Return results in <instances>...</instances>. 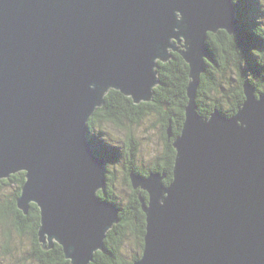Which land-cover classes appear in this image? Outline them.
<instances>
[{
  "label": "water",
  "instance_id": "obj_1",
  "mask_svg": "<svg viewBox=\"0 0 264 264\" xmlns=\"http://www.w3.org/2000/svg\"><path fill=\"white\" fill-rule=\"evenodd\" d=\"M239 24L233 0H0V180L24 172L16 205L38 206L43 249L59 244L69 264L104 250L119 208L98 195L109 161L88 121L110 89L151 100L171 48L188 103L180 133L166 131L172 180L128 175L148 193L132 264H264V93L244 83L234 115L196 112L208 33Z\"/></svg>",
  "mask_w": 264,
  "mask_h": 264
},
{
  "label": "trees",
  "instance_id": "obj_2",
  "mask_svg": "<svg viewBox=\"0 0 264 264\" xmlns=\"http://www.w3.org/2000/svg\"><path fill=\"white\" fill-rule=\"evenodd\" d=\"M233 2L240 22L237 33L235 35H227L224 30L218 33H208L207 50L209 55L208 58H205V70L200 75L195 96L198 109L201 113L208 114V112L212 111L215 107H218L227 117L234 115L245 98L242 88L243 83H251L254 85L256 94L264 93V91L256 87V85L259 86L260 84H264V51L259 50L260 45L264 44V28L260 29V27L256 26V21L259 24V20L255 14L259 6V1L233 0ZM252 13L256 16L254 19ZM249 17H252L251 21ZM247 31L249 34H252L254 38L252 42L248 39L249 34ZM174 55L175 57H172V60L169 59L168 62H158V77L162 85L163 82L165 83V85L161 86L159 89L156 87L153 88L154 97H158L157 99L159 100L157 102L153 99V101L159 104H155L154 102V106H151V102L150 104H147V102L134 104L130 97L112 89L105 96V105L101 108H97L89 118L88 122L90 129L93 130L97 128L99 132L103 134L104 128L100 124L102 120L112 123L113 126L122 125L121 121L124 118L123 115L126 116L125 118L129 119L128 121L131 124L137 123L138 125L140 124L139 118L147 114L144 108L149 107L155 112L160 122L163 132L162 135L168 140L166 131L170 126L171 132L173 133L172 135L177 136L180 133L184 121L183 109L187 104L186 87L189 81V68L179 52H176ZM257 57L261 60H256ZM213 67L218 69V74L212 71ZM255 70L256 72H254ZM207 80H211V83L207 84ZM215 80L217 84H215ZM205 102L206 105H204V108L203 104H205ZM105 107L108 111L106 110V113L101 114L102 109ZM105 136L109 139H115L111 138L108 133H106ZM130 137H132V134L129 132L128 139L130 141L128 142V154L133 155L134 150H132L130 146L133 141ZM169 140L165 151L163 149L164 162L162 163L161 156H159L155 158L154 162L151 164V169L148 170V172L153 171L165 174V182L172 180V169L175 159V150L170 138ZM110 162H113L112 157L110 158ZM109 171L110 169L107 168L105 188L99 190L98 195L119 208V222L114 224L113 227L107 231L104 240V250L96 251L90 264H132V262L141 255L144 245L145 215L141 209L139 196L148 199V195L146 192H136L129 180H127L129 182V187L133 190L131 189V193H127L128 197L124 198L122 195H117L114 187L116 174ZM112 171L114 170L112 169ZM129 172L130 171H128V175ZM135 173H140V171L137 170ZM23 183V171L11 174L8 178L0 180V192L3 186L9 184L14 185L11 201L5 204L0 200V220L7 219L6 216L12 215L16 220L24 221L26 219L28 222L27 232L31 237L38 239V206L35 203H30L27 213L24 214L16 205V199L20 194ZM117 197L121 202L116 201ZM122 203L126 204V206L123 207L121 205ZM4 236L5 238L6 236L10 237L9 232H4ZM127 244H133L135 248H130L127 252L124 250ZM1 250L2 255L7 254L8 247L2 245ZM38 250L40 251L38 248L35 252ZM49 252H54L61 256L60 259L64 258L65 264H69V260L65 258L62 247L59 244L54 243V246L50 248ZM36 258H39L38 254Z\"/></svg>",
  "mask_w": 264,
  "mask_h": 264
},
{
  "label": "rangeland",
  "instance_id": "obj_3",
  "mask_svg": "<svg viewBox=\"0 0 264 264\" xmlns=\"http://www.w3.org/2000/svg\"><path fill=\"white\" fill-rule=\"evenodd\" d=\"M258 1H259L258 7H260V8H258L255 11V14L256 15L259 14L258 16H260V17L258 19L259 24L256 21V26L260 27V29H263L264 28L263 27L264 26V0H258ZM255 14L252 13L253 19L256 17ZM249 18H250L249 20L251 21L252 17H249ZM247 33L249 34L248 31H247ZM248 39L251 42L254 40L252 34L248 35ZM176 46H178L179 49H183V40H181V42H177ZM259 49L264 51V44L260 45ZM169 50L171 51L169 59L172 60V57H175L174 54L177 51H174L171 48H169ZM212 71L214 73L218 74L217 68L213 67ZM254 72H256V70ZM214 82H215V84H217L216 80ZM254 82H256V81H254ZM206 83L207 84L211 83V80H207ZM164 85H165V83L163 82V85H162V82L160 81L159 83L155 84V87L157 89H159V88H161V86H164ZM259 86L256 85V87L259 90L264 91V85L260 84ZM110 90H112V89H110ZM110 90H108V92ZM107 93H106V95H107ZM157 98L158 97H156V98L154 97V92H153L151 100H149V101L141 100V102H147V104H150V102H151V104H154V103L159 104V103H156L153 101V99H154L158 102L159 100ZM195 100H196V98H195ZM105 103H106V100H105L104 104L102 105V107L105 105ZM187 103H188V99H187ZM196 104H198L197 101H196ZM186 105H185V107H186ZM204 105H206V102H205V104H203V106ZM97 108H101V107H97ZM204 108H205V106H204ZM149 109H150L149 107L144 108V111L147 112V114L144 116H141L139 118L140 124H138V125H137V123L131 124L128 121L129 119L125 118L126 116L123 115L124 118L121 121L122 125H116V126L114 125L113 126L112 123L102 120L100 122V124L104 128L103 134L98 133L99 129H97V128H94L93 130L90 129V132L94 135V137L99 139L101 147L105 148V145H106L105 149H106V155H107L108 161L110 162L111 157L113 159V164H108V167H109L111 172L116 174V179L114 181V184H115L114 187L116 189L115 193L119 196L122 195V197H124V198L128 197L127 193L128 194L131 193L132 188L129 187V184H127L126 186L124 185V183L126 182L125 180H129V176L127 178V175H128V173H127L126 175H123L125 178L124 179L122 178L123 168L120 166L122 161H120L121 157L119 155L118 147L122 145V141H124V140L126 142L125 146L127 144V147H128V142L130 141L128 139L129 132H130V134H132V137H130V139L132 138V141H133L132 144H130V143L129 144H130L131 148L134 147V153L136 154L137 159L142 164H148L149 161H151L153 163L155 158H158L159 156H161V153L163 152L164 147H163V140L161 138V125H160L159 120L157 119L155 112L152 111L151 109L150 110ZM215 109H218V107H215L213 110H215ZM102 110H107V108L105 107ZM213 110L208 112V114L207 113H201L199 111V109H197L196 112H197L198 116L205 118V117H209L211 112H213ZM183 111H184V109H183ZM219 111H220V108H219ZM101 114H103V111H101ZM184 117H185V113H184ZM106 133H108V135H110L111 138H115V139H109L108 137L105 136ZM166 134H167V132H166ZM167 137H168V135H167ZM118 138H120V139H118ZM168 140H169V138H168ZM112 169L113 170L117 169L118 170L117 173L112 171ZM137 170H135V171L133 170L132 172H136ZM129 173H131V171ZM137 174H141V173H137ZM141 175H143V174H141ZM166 183H168V182H166ZM13 188H14L13 184L5 185L2 187V191L0 192V200L2 201V203L4 202L6 204V203L11 201V195L13 193ZM136 189L142 190L141 187H138ZM142 192H145V191L142 190ZM147 195H148V193H147ZM116 201L121 202V200H119L118 197L116 198ZM121 205L123 207L126 206V204H123V203ZM6 217H7V219L0 220V264H57L54 261L47 262L48 260H42L40 258L37 259L36 254H34L35 249H34L32 239H31L32 237L27 232L28 229L24 228L23 225H21L16 219H14L13 215L12 216H6ZM4 232L5 233L9 232L10 237L6 236V238H5ZM127 242H131V241H127ZM2 245H6L8 247L7 254H4V255L1 254ZM130 248L134 249L135 245L127 244V245H125L124 250L128 252Z\"/></svg>",
  "mask_w": 264,
  "mask_h": 264
},
{
  "label": "flooded vegetation",
  "instance_id": "obj_4",
  "mask_svg": "<svg viewBox=\"0 0 264 264\" xmlns=\"http://www.w3.org/2000/svg\"><path fill=\"white\" fill-rule=\"evenodd\" d=\"M154 105L155 104H151V106H154ZM102 111H103V114L107 112L106 110H102ZM161 138L163 140V147H164L163 149L165 151V149L168 146L169 140H166V138L162 135V130H161ZM125 143H126L125 140L122 141V145L118 147L119 155L121 157L120 161H122L120 166L123 168L122 178L123 179L125 178L123 175H126L128 173V171H133V170L135 171L137 169L140 171L141 174L148 175L151 172V171L148 172V170L151 169L152 162L149 161L148 164H142L137 159V156H136V154L134 152H133V155L128 154V147H127V144L125 146ZM132 150H134V147L132 148ZM164 151L161 153V161H162V163L164 162V157H163ZM117 171H118L117 169H114V172L117 173ZM125 181L126 182L124 183V185L125 184L127 185L129 182L127 180H125ZM133 189H135V191L138 192V193H142V190H139V189H136V188H133ZM17 221L21 225H23L24 228L28 227V222L26 221V219L24 221H20V220H17ZM31 239H32V242H33V245H34V249L35 250H37L38 248L40 249V251L38 250V251L34 252V254H36V255L38 254L39 255L40 259L48 260L47 262H50L52 260V261H54L57 264H65L64 258L60 259L61 256L55 254L54 252H49L50 249L49 250H45L43 248H40L41 246H40V242L38 241V239H35L34 237H32Z\"/></svg>",
  "mask_w": 264,
  "mask_h": 264
},
{
  "label": "bare ground",
  "instance_id": "obj_5",
  "mask_svg": "<svg viewBox=\"0 0 264 264\" xmlns=\"http://www.w3.org/2000/svg\"><path fill=\"white\" fill-rule=\"evenodd\" d=\"M235 45V44H234ZM247 50V49H246ZM260 50V49H259ZM171 52V51H170ZM255 52H256V50H255ZM248 53V52H247ZM259 53V52H258ZM256 55V54H255ZM248 56V55H247ZM263 56V55H262ZM255 65V64H254ZM261 71V70H260ZM260 77V76H259ZM261 78V77H260ZM257 79V78H256ZM264 85V84H263ZM163 133V132H162ZM173 134V133H172ZM165 140V139H164ZM167 140V139H166ZM170 141V140H169ZM169 143V142H168ZM125 160V159H124ZM107 168H109L108 166H107ZM17 173V172H16ZM15 174V173H14ZM148 198V197H147ZM144 213V212H143ZM144 215H145V213H144ZM42 248V247H41ZM142 253V252H141ZM139 256V255H138ZM140 257V256H139ZM138 257V258H139ZM137 258V259H138ZM134 262V261H133Z\"/></svg>",
  "mask_w": 264,
  "mask_h": 264
}]
</instances>
